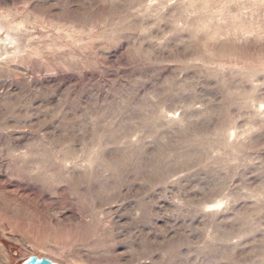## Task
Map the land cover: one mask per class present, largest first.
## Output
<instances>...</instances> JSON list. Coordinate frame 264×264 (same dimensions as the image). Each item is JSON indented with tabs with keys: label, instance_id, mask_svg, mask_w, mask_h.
Instances as JSON below:
<instances>
[{
	"label": "rangeland",
	"instance_id": "1",
	"mask_svg": "<svg viewBox=\"0 0 264 264\" xmlns=\"http://www.w3.org/2000/svg\"><path fill=\"white\" fill-rule=\"evenodd\" d=\"M0 40V264H264V0H0Z\"/></svg>",
	"mask_w": 264,
	"mask_h": 264
},
{
	"label": "water",
	"instance_id": "2",
	"mask_svg": "<svg viewBox=\"0 0 264 264\" xmlns=\"http://www.w3.org/2000/svg\"><path fill=\"white\" fill-rule=\"evenodd\" d=\"M22 264H58L46 257H37L36 255H31Z\"/></svg>",
	"mask_w": 264,
	"mask_h": 264
},
{
	"label": "bare ground",
	"instance_id": "3",
	"mask_svg": "<svg viewBox=\"0 0 264 264\" xmlns=\"http://www.w3.org/2000/svg\"><path fill=\"white\" fill-rule=\"evenodd\" d=\"M2 43H1V40H0V45H1ZM2 51V50H1ZM0 54H2V53H0ZM0 255H1V251H0Z\"/></svg>",
	"mask_w": 264,
	"mask_h": 264
}]
</instances>
